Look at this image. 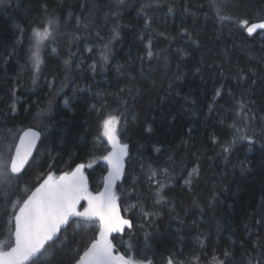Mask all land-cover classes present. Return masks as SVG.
<instances>
[{
  "label": "trees",
  "instance_id": "1",
  "mask_svg": "<svg viewBox=\"0 0 264 264\" xmlns=\"http://www.w3.org/2000/svg\"><path fill=\"white\" fill-rule=\"evenodd\" d=\"M145 2L125 0L119 19L107 16L115 0L0 3V147L5 138L11 140L24 128L33 127L41 132V139L20 187H34L37 178L49 171L59 176L83 163L92 165L85 167L84 172L89 178V190L98 192L107 170L100 157L109 150L103 138L102 120L113 109L127 108L126 130L121 124L118 134L120 142L129 145L130 158L124 159L125 176L117 182V192L130 189L132 177H137L136 188L144 197L143 202L160 215L146 220L138 209L124 212V207L137 198L136 194L127 196L125 192L119 200L121 213L133 221L134 227L113 236L116 248L123 253L131 244L134 250H146L155 264H164L163 258L169 253L180 251L184 255L203 252L201 264H214V256L225 264H248L253 257L258 260L264 251V141L253 145L242 141L225 160L219 146L212 143V136L215 134L221 143L231 139L226 125L232 123L230 110L241 98V92L246 100L255 102L256 116H264V32L248 36L231 23L218 31L220 26L209 0H159L160 6L147 13L152 19L146 29L140 10ZM229 2V11L238 19L254 22L264 18V0ZM93 3L95 26L78 33L72 51L79 49L80 55L72 66L64 64L69 41L59 36L48 46L45 62L33 83V70L27 59L28 37L31 28L43 19V6L67 17L69 12L87 15L89 8L82 9L81 5ZM185 5L190 9L187 13ZM170 6L172 13H168ZM73 24L70 21L61 30L75 31ZM117 24L119 35L112 39L111 29ZM181 28L188 29L198 43L179 34ZM20 29L25 31L21 33ZM97 31L104 40L96 37ZM148 39L153 41L154 52L168 57L167 63L162 58L147 59ZM109 41L108 61L104 63L101 51ZM52 47L57 48V53L51 52ZM86 47L93 51H86ZM139 57H144L143 76L139 75ZM93 63L95 70L90 67ZM237 66L245 69V79L238 80ZM129 73L136 76L131 96L126 90ZM54 77L55 86L50 88L49 81ZM13 103L15 111L11 110ZM97 109H101L100 114ZM156 148L160 151L156 152ZM241 162L249 171L241 170ZM148 163L168 168L177 177L165 192L171 203L154 209V197L149 194L142 172V165ZM197 165L199 175L192 187L184 186L181 177ZM3 195L0 191V205ZM81 204L86 205L84 201ZM73 229L71 222L38 264H70L74 250L79 248L82 252L94 236V231L79 229L74 234ZM5 240L6 236L0 235V241ZM225 251L230 257L223 255ZM135 254L138 259L144 258L139 252Z\"/></svg>",
  "mask_w": 264,
  "mask_h": 264
},
{
  "label": "snow or ice",
  "instance_id": "2",
  "mask_svg": "<svg viewBox=\"0 0 264 264\" xmlns=\"http://www.w3.org/2000/svg\"><path fill=\"white\" fill-rule=\"evenodd\" d=\"M3 2L4 0H0V3ZM124 4L125 0H115V6L107 16L119 19L121 15L119 9ZM159 6V0H146L145 3L141 4L140 10L144 13L146 29L150 27L152 19L147 13L153 7ZM209 6L215 22L220 26L218 31H221L226 24L231 23L244 30L248 36L257 34L258 30L264 32V18L252 22L247 18L238 19L234 17L229 11L231 8L229 0H209ZM85 7L89 8L87 15L69 12L67 17H62L57 14L55 9L49 10L47 5L43 6V19L31 28V35L28 37L27 59L32 66L33 83H35L36 76L45 62L43 56L48 46L53 44L59 36H63L69 41L67 58L64 59L65 66L70 68L75 58L80 55L79 49L75 52L72 51L73 42L79 38L78 33L81 30L87 32L95 26V4L81 5L82 9ZM173 11V7H168V13ZM189 11L190 9L185 5L184 12ZM70 21H74L73 28L75 31H62V25L67 28ZM107 22L106 20L105 23ZM118 27L117 24L111 29L112 39L119 35ZM20 31L23 33L25 30L20 29ZM179 34L187 36L193 43H198L186 28H181ZM157 35L164 36L165 34L157 33ZM96 37L104 40L99 31L96 32ZM168 39L171 40L172 38L168 37ZM109 43L110 41L104 43L101 51V60L104 63L108 61ZM85 50L92 52L93 48L86 47ZM223 51L226 53L227 48ZM51 52L57 53V48L52 47ZM146 57L149 61L153 58H162L167 63L168 60V57L164 56L162 52L153 51L152 39L147 41ZM139 59L141 60L139 75L143 76L144 57H139ZM90 67L95 70L96 64L93 63ZM101 70H103V65H101ZM119 70L120 66L117 67V71ZM249 71L252 70L249 69ZM236 73L238 80L246 78L244 68L237 66ZM176 79H180V77L177 76ZM128 81L126 90L131 96L135 87L136 76L129 73ZM55 83L54 77L53 80L49 81V87H54ZM124 91L125 89H121V92ZM136 91L139 89L136 88ZM216 95H220L219 89L216 90ZM230 95L235 97V94L230 93ZM239 95L241 98L235 100L230 110L233 116L232 123L226 125L232 133L231 139L221 143L215 134L212 136V143L219 146L225 160L236 145L242 141H246L250 145L264 141V116H256L253 111L255 102L246 100L245 93L241 92ZM13 96L15 97V88H13ZM65 103L67 104L68 101L66 100ZM11 110H16L15 103H13ZM96 111L100 114L101 109ZM133 119H135L134 116ZM127 123V108L123 110L113 109L104 115L102 120L103 136L107 138L111 150L100 157L107 162L108 169L107 176L104 178L103 191L96 193L89 190L88 178L84 173L85 167L91 168L92 165L83 163L77 164L74 169L59 176L49 171L47 175H41L37 178L34 187L21 188L20 181L26 171V165L30 163L35 140L39 138L40 133L28 128L23 132V135L18 136V143L16 136H13L11 140L5 138L4 146L0 147V191L4 193L3 204L0 205V209H2L0 210V235L6 236V240L0 241V264H38L40 258L60 239L58 234L61 233L62 229H66L70 222H74V234L79 229H84L85 232L94 231V236L85 244L82 252L79 248L74 250L70 264H155L153 258L146 255V250H134L133 246L129 244L126 251L121 253L113 243L115 239L113 233H121L125 227L129 230L134 227L131 219L121 215L119 200L121 196L125 195V192L127 196L136 194L137 198L134 203L124 207V212L138 209L140 215L146 220H152L160 215L158 211L149 210V207L143 202L144 197L136 188L137 177H132L130 189L122 190L119 194L117 192V181L125 176L124 159L125 157L130 158L129 145L120 142L118 126L123 124L126 130ZM148 130L151 131V128ZM154 150L160 151L159 148ZM241 170L249 171L243 167V162H241ZM142 172L148 181L149 194L154 197L151 207L154 209L158 205L171 203L165 192L177 177L170 173L168 168H162L159 165L153 166L152 163L142 165ZM198 175L199 166L197 165L188 172L187 176L181 177L184 186L191 188ZM157 177H162V179H157ZM82 201L86 202V205H82ZM210 207H214V205L210 204ZM67 239L68 236L65 235L64 241ZM145 239L147 240V234ZM61 245L63 246V241H61ZM136 252H139L140 256L144 258L138 259ZM223 255L226 258L230 257V253L227 251ZM179 256H183V259L178 258ZM202 259L203 252L198 254L195 251L187 255H184L182 251L172 252L163 258L164 264H201ZM253 260L256 261V264H264V251L260 252V259L257 260L256 257H253L248 261V264H253ZM213 261L214 264H225V261L218 260L215 256Z\"/></svg>",
  "mask_w": 264,
  "mask_h": 264
},
{
  "label": "water",
  "instance_id": "3",
  "mask_svg": "<svg viewBox=\"0 0 264 264\" xmlns=\"http://www.w3.org/2000/svg\"><path fill=\"white\" fill-rule=\"evenodd\" d=\"M254 22H256V21H254ZM259 31V30H258ZM28 128H32V130L33 131H35V132H38V133H40V136H39V138H37L36 140H35V147L33 148V150H32V156L30 157V161H31V159H32V157L34 156V153H35V151H36V149H37V147H38V145H39V142H40V139H41V132L39 131V130H37V129H35V128H33V127H27V128H24L21 132H20V134L18 135V136H20V135H23V132L24 131H26ZM16 142L18 143V137H17V140H16ZM28 165H26V167H27ZM64 173V172H63ZM85 173V172H84ZM62 174V173H61ZM60 174V175H61ZM85 175L87 176V174L85 173ZM87 178H88V176H87ZM118 182V181H117ZM88 184H89V178H88ZM103 188H104V183H103V185H102V187H101V190L100 191H103ZM121 215H122V213H121ZM123 216V215H122ZM71 223V222H70ZM67 227V226H66ZM125 229H127V227H125ZM63 230V229H62ZM123 232H121V233H113L112 235L113 236H115V235H121ZM59 235V234H58ZM114 243V242H113Z\"/></svg>",
  "mask_w": 264,
  "mask_h": 264
},
{
  "label": "rangeland",
  "instance_id": "4",
  "mask_svg": "<svg viewBox=\"0 0 264 264\" xmlns=\"http://www.w3.org/2000/svg\"><path fill=\"white\" fill-rule=\"evenodd\" d=\"M103 138L106 140V142L108 143V141H107V138L106 137H104L103 136ZM108 148H109V150L108 151H110L111 150V146H110V144L108 143ZM104 163H106V165H107V162L106 161H104ZM107 169H108V166H107ZM107 176V170H106V172H105V174H104V177L103 178H105ZM93 192V191H92ZM93 193H96V192H93ZM86 203V202H85Z\"/></svg>",
  "mask_w": 264,
  "mask_h": 264
}]
</instances>
